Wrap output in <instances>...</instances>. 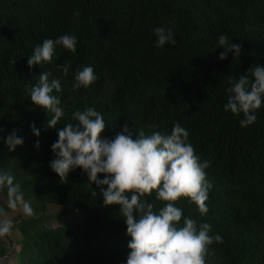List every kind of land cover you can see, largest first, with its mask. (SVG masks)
<instances>
[{
  "label": "trees",
  "instance_id": "16d2710c",
  "mask_svg": "<svg viewBox=\"0 0 264 264\" xmlns=\"http://www.w3.org/2000/svg\"><path fill=\"white\" fill-rule=\"evenodd\" d=\"M157 27L171 29L177 43L157 47ZM64 34L76 35L75 52L57 46L51 62L29 68L37 44ZM220 35L241 45L239 59L231 52L219 59ZM256 64L264 66V0H0V137L15 129L24 140L10 151L0 138V170L20 183L35 213L13 220L11 233L0 236L1 261L126 264L131 237L120 205L105 206L83 169L62 183L50 168L57 129L77 123L75 111L92 107L106 122L102 137L114 138L125 124L133 139L140 130L170 134L179 122L196 153L210 161L208 212L202 215L188 198L176 202L185 216L209 223L210 235L223 237L209 246L206 264H264V104L246 127L239 123L243 113L224 110L229 76L238 79ZM60 65L68 66L66 76ZM84 66H92L97 79L73 90ZM44 71L61 81L62 91L52 94L61 99L64 116L54 128L47 122L53 113L34 104L28 91ZM146 199L153 202L155 193ZM7 203V189H0V208ZM47 204L81 217L48 226ZM11 242L13 252L2 258Z\"/></svg>",
  "mask_w": 264,
  "mask_h": 264
},
{
  "label": "clouds",
  "instance_id": "9594fccd",
  "mask_svg": "<svg viewBox=\"0 0 264 264\" xmlns=\"http://www.w3.org/2000/svg\"><path fill=\"white\" fill-rule=\"evenodd\" d=\"M154 33L157 47L177 43L171 29L157 27ZM218 45L224 48L219 59H226L229 52L239 59L240 44L229 43L225 35H220ZM57 46L75 52L76 35L44 39L29 56V68L51 62ZM59 67L66 76L68 66ZM49 76L48 71L42 72L38 82L29 86L28 91L34 104L53 113L47 122L48 128H54L64 116V109L60 106L61 99L52 93L54 90L61 92L62 87L60 79L50 80ZM96 79L93 67L84 66L77 70L72 88H87ZM228 85L224 110L235 115L243 113L244 118L239 121L241 127L253 124L257 119L256 110L264 104V66H250L238 79L229 76ZM72 119L77 123H67L57 129L58 140L51 145L55 159L50 161V168L62 183L67 181L69 172L75 168L83 169L88 181L94 182L102 193L105 206L120 205L126 234L131 237L126 264H206L209 246L223 243V237L218 233L210 235L212 227L209 223H198L176 206V202L184 197L195 203L202 215L208 212L206 201L212 184L206 179L205 169L210 167V161L202 160L188 142L189 132L176 122L170 134L153 131L146 135L140 130L133 139L134 132L125 124L114 138H108L101 136L106 122L94 108L77 110ZM30 127L39 137L40 130L35 124ZM3 131L0 128V132ZM0 138L10 151L24 143L15 129ZM35 147L39 149V140ZM98 174H104L103 178ZM4 188L7 189L9 209H20L26 217L34 216V209L30 201L24 199L20 183L15 182L10 172L0 170V189ZM153 193L155 200L149 202L146 197ZM155 201L162 202V206L157 207ZM13 227V220L0 208V236L10 234Z\"/></svg>",
  "mask_w": 264,
  "mask_h": 264
},
{
  "label": "rangeland",
  "instance_id": "374dc122",
  "mask_svg": "<svg viewBox=\"0 0 264 264\" xmlns=\"http://www.w3.org/2000/svg\"><path fill=\"white\" fill-rule=\"evenodd\" d=\"M1 208H3L7 212L8 217L11 218L12 220L26 218V216L22 213L20 209L13 211L8 207H1ZM43 211H44L43 213L45 214L44 223L48 226H54L57 224L69 225L79 220L81 217V214L78 210L65 206L47 204ZM16 236L19 237V234L16 233ZM14 248H11L10 251L13 252ZM16 262L17 261L16 260L14 261L13 258L5 259V260L3 259L2 261L0 259V264H16Z\"/></svg>",
  "mask_w": 264,
  "mask_h": 264
},
{
  "label": "water",
  "instance_id": "95a60500",
  "mask_svg": "<svg viewBox=\"0 0 264 264\" xmlns=\"http://www.w3.org/2000/svg\"><path fill=\"white\" fill-rule=\"evenodd\" d=\"M11 246H12V248H14L15 244L13 242H11ZM10 252L11 251L7 252L4 256H2V258L7 257L10 254Z\"/></svg>",
  "mask_w": 264,
  "mask_h": 264
}]
</instances>
